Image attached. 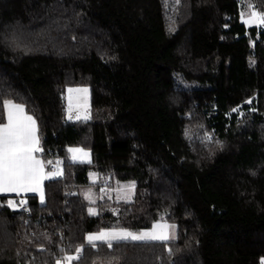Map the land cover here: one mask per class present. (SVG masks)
Wrapping results in <instances>:
<instances>
[{
	"label": "trees",
	"instance_id": "trees-1",
	"mask_svg": "<svg viewBox=\"0 0 264 264\" xmlns=\"http://www.w3.org/2000/svg\"><path fill=\"white\" fill-rule=\"evenodd\" d=\"M250 1L264 14V0ZM242 9V0H0V113L5 99L25 105L45 167L63 159L43 203L0 195V264H56L80 245L72 264H261L264 27L247 26ZM75 85L90 89L88 121L65 118ZM70 146L91 161L70 162ZM93 175L108 189L132 182V200L88 203L81 190ZM159 221L176 225L167 247L86 243Z\"/></svg>",
	"mask_w": 264,
	"mask_h": 264
},
{
	"label": "snow or ice",
	"instance_id": "snow-or-ice-1",
	"mask_svg": "<svg viewBox=\"0 0 264 264\" xmlns=\"http://www.w3.org/2000/svg\"><path fill=\"white\" fill-rule=\"evenodd\" d=\"M180 3L181 0H176L177 5ZM242 20L245 24L264 25V14L253 8L251 15L247 19L242 17ZM12 39L18 40V37H12ZM69 91L71 92L72 89ZM69 107H71V100H69ZM2 108L3 112L0 113V195L16 194L20 196L22 193L39 192L41 203H43V181L62 173H46L44 163L34 155L41 151L38 123L35 117L27 112L26 106L12 99H5ZM237 111L239 109H233V112ZM206 137L210 142L211 135L206 133ZM68 151L73 154L74 162L78 159L80 162H85V158L89 156V153L79 148H70ZM128 188L131 191L134 185H130ZM122 189L123 186H121ZM121 198L126 201L130 199L127 195ZM25 203L26 201H21L19 206H23ZM8 207L15 208L17 204L10 199ZM89 214L96 215V212L90 208ZM177 238L176 225L157 222L152 225L150 230L138 233L126 229L101 230L98 233L87 235L85 239L87 245L92 249L98 248L101 244L112 249L115 244L128 241L159 242L167 247L170 241ZM83 251L84 245H80L75 249V255H66L62 259H58L56 264H65V262L72 264L73 261H78L81 258ZM169 251H171L170 248ZM261 264H264V260Z\"/></svg>",
	"mask_w": 264,
	"mask_h": 264
},
{
	"label": "rangeland",
	"instance_id": "rangeland-1",
	"mask_svg": "<svg viewBox=\"0 0 264 264\" xmlns=\"http://www.w3.org/2000/svg\"><path fill=\"white\" fill-rule=\"evenodd\" d=\"M243 3V9L241 11V17L243 19H247L253 10V5L250 0H242ZM256 11H258L256 8H254ZM259 12V11H258ZM261 13V12H259ZM263 14V13H261ZM247 26H252V25H257L260 27H264V25L258 24V23H250L246 24ZM69 89H72L70 92ZM86 89L87 91H83ZM69 100H71V107H69ZM90 89L88 86L85 85H75V86H69L65 90V118L68 121H88L91 118V112H90ZM71 117V118H69ZM87 117V119H85ZM70 148H79L82 149L84 152L89 153V156L85 158V162H80L79 159L74 162L72 160V153H70L68 150ZM68 153V160L73 163H89L91 161V154L88 149L78 147V146H70L67 149ZM79 156V154H77ZM62 166H63V159L58 158L54 161V163L50 164L47 173L52 172V173H62ZM61 175H54L53 178L59 177ZM97 177L93 175L91 177V183L92 185L84 187L81 190V195L83 198L90 204L97 203L99 200L103 199L105 196H110L113 197L115 200L118 201H126L125 199L121 198L124 197L125 195L129 196L130 199L127 201L132 200L134 196V188L129 191L128 186L133 185L132 182H126V183H120L118 184L115 188L113 189H108L105 186H97ZM121 186H123V189L121 190ZM17 206L20 204L17 203ZM22 207V206H19ZM16 208V207H15ZM91 209H94V207H90ZM89 208V209H90ZM89 211V210H88ZM67 264V262H65Z\"/></svg>",
	"mask_w": 264,
	"mask_h": 264
},
{
	"label": "crops",
	"instance_id": "crops-1",
	"mask_svg": "<svg viewBox=\"0 0 264 264\" xmlns=\"http://www.w3.org/2000/svg\"><path fill=\"white\" fill-rule=\"evenodd\" d=\"M40 153V151L39 152H37V153H35L34 155L38 158V159H40L39 157H38V154ZM41 160V159H40ZM42 161V160H41ZM43 162V161H42ZM45 166V165H44ZM44 170H45V172L47 173V171H46V167H44ZM45 181V180H44ZM44 181H43V184H44ZM29 194H34V195H37L39 198H40V193L39 192H29V193H22L20 196H25V195H29ZM7 195H16V194H7ZM41 199V198H40ZM159 222H162V221H159ZM155 223H157V222H155ZM163 223H167V222H163ZM168 224H170V223H168ZM152 228V227H151ZM150 230V229H149ZM92 234V233H91ZM89 235V234H88Z\"/></svg>",
	"mask_w": 264,
	"mask_h": 264
}]
</instances>
